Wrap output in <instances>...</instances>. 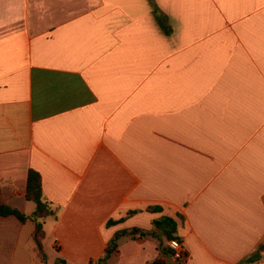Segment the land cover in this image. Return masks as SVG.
I'll use <instances>...</instances> for the list:
<instances>
[{
    "label": "crops",
    "instance_id": "1",
    "mask_svg": "<svg viewBox=\"0 0 264 264\" xmlns=\"http://www.w3.org/2000/svg\"><path fill=\"white\" fill-rule=\"evenodd\" d=\"M30 168L47 264L163 217L184 264H239L264 244V0H0V189L27 214ZM33 228L0 216V264H44ZM158 240L102 264H175Z\"/></svg>",
    "mask_w": 264,
    "mask_h": 264
},
{
    "label": "trees",
    "instance_id": "2",
    "mask_svg": "<svg viewBox=\"0 0 264 264\" xmlns=\"http://www.w3.org/2000/svg\"><path fill=\"white\" fill-rule=\"evenodd\" d=\"M25 198L26 200L34 203V209L30 214H27L21 211L20 209L12 206L8 202V198L2 194V189H0V216H14L21 223H25L27 221H32L34 223L32 239L35 244V252L38 259L44 264H47L46 254L43 250L42 243V240L45 235L42 226V220L46 217H57V207L52 206L49 202L44 199L42 193L41 176L39 172L31 168L28 170L27 173ZM130 213H132V211L128 212V214ZM113 222L115 221L109 220L107 224H112ZM156 228L158 230L156 229L155 231L150 232L137 227L116 231L113 237L109 240L103 256L98 258L96 263H104L109 258V256L116 251L118 246V240L120 239V237L125 235L134 236L136 234H138L139 236L149 235L158 238L159 243L157 245V249L159 250V252L162 255L173 256L177 259L179 263H181V255L177 254L172 248L169 247V245L165 244V241H180V237L176 233L175 221L170 217H163L159 220V224L156 226ZM262 249H264V244L259 245L253 253L243 258L239 262V264H247L258 260L260 258V250ZM154 262L155 264H163V260L160 258H157ZM59 263L66 264V262L62 259H59Z\"/></svg>",
    "mask_w": 264,
    "mask_h": 264
},
{
    "label": "built area",
    "instance_id": "3",
    "mask_svg": "<svg viewBox=\"0 0 264 264\" xmlns=\"http://www.w3.org/2000/svg\"><path fill=\"white\" fill-rule=\"evenodd\" d=\"M168 245L172 248L177 254H182V247L181 244L177 240H170L168 241ZM181 252V253H180Z\"/></svg>",
    "mask_w": 264,
    "mask_h": 264
},
{
    "label": "rangeland",
    "instance_id": "4",
    "mask_svg": "<svg viewBox=\"0 0 264 264\" xmlns=\"http://www.w3.org/2000/svg\"><path fill=\"white\" fill-rule=\"evenodd\" d=\"M32 204V203H31ZM158 223V222H157ZM33 233V232H32ZM33 240V239H32ZM165 244H167L168 245V242L167 241H165ZM48 248V247H47ZM51 252H54V251H52V249H51ZM181 253V252H180ZM180 255V254H179ZM171 259H173V261L175 262V264H184V262L182 261V259H181V263H179L178 261H177V259L175 258V257H173V256H171Z\"/></svg>",
    "mask_w": 264,
    "mask_h": 264
}]
</instances>
